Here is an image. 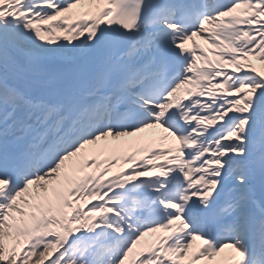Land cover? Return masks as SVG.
<instances>
[{"label":"snow or ice","instance_id":"6c2138e0","mask_svg":"<svg viewBox=\"0 0 264 264\" xmlns=\"http://www.w3.org/2000/svg\"><path fill=\"white\" fill-rule=\"evenodd\" d=\"M0 264H264V0H0Z\"/></svg>","mask_w":264,"mask_h":264},{"label":"rangeland","instance_id":"374dc122","mask_svg":"<svg viewBox=\"0 0 264 264\" xmlns=\"http://www.w3.org/2000/svg\"><path fill=\"white\" fill-rule=\"evenodd\" d=\"M258 63V62H257Z\"/></svg>","mask_w":264,"mask_h":264}]
</instances>
